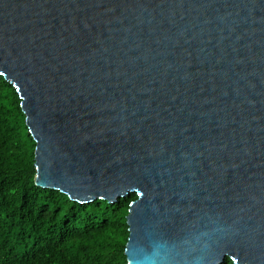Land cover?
<instances>
[{
  "label": "water",
  "instance_id": "obj_1",
  "mask_svg": "<svg viewBox=\"0 0 264 264\" xmlns=\"http://www.w3.org/2000/svg\"><path fill=\"white\" fill-rule=\"evenodd\" d=\"M35 184L136 192L128 264H264V0H0Z\"/></svg>",
  "mask_w": 264,
  "mask_h": 264
},
{
  "label": "trees",
  "instance_id": "obj_2",
  "mask_svg": "<svg viewBox=\"0 0 264 264\" xmlns=\"http://www.w3.org/2000/svg\"><path fill=\"white\" fill-rule=\"evenodd\" d=\"M34 149L21 98L0 75V264H128L126 216L136 192L113 203L70 200L35 184Z\"/></svg>",
  "mask_w": 264,
  "mask_h": 264
}]
</instances>
